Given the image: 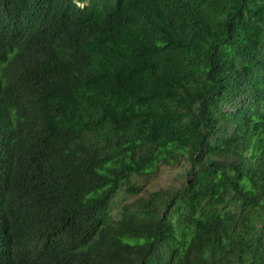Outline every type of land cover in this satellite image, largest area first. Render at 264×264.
I'll return each instance as SVG.
<instances>
[{"label":"trees","instance_id":"1","mask_svg":"<svg viewBox=\"0 0 264 264\" xmlns=\"http://www.w3.org/2000/svg\"><path fill=\"white\" fill-rule=\"evenodd\" d=\"M43 129L0 264H264V0H0V157Z\"/></svg>","mask_w":264,"mask_h":264},{"label":"clouds","instance_id":"2","mask_svg":"<svg viewBox=\"0 0 264 264\" xmlns=\"http://www.w3.org/2000/svg\"><path fill=\"white\" fill-rule=\"evenodd\" d=\"M6 89L7 87L2 96L6 92ZM56 136L55 134L47 136L46 131L43 129L30 137L16 134L11 141L2 146L0 157V213L2 210V199L8 192L17 188L20 189L16 203L14 204L18 207V200L21 197L38 188H43L39 180L40 170L42 168L50 169L46 163L47 161L59 160L57 158V147L54 145L53 140ZM47 143L51 144L49 151L43 148V145ZM15 158H18L26 166L27 172L25 175L21 174L15 166ZM14 211L17 215L18 209L14 207ZM36 220L38 226L42 228V233L50 231L55 225L53 217L42 218L38 216ZM7 237V235H4L2 239L7 240ZM39 239L42 246L46 249L40 251L32 240L25 238L20 243L21 254L19 256H23L24 261L35 258L37 264H56L58 253L63 248L61 234L55 244L45 243L42 236ZM44 251L47 254H43L42 252Z\"/></svg>","mask_w":264,"mask_h":264},{"label":"rangeland","instance_id":"3","mask_svg":"<svg viewBox=\"0 0 264 264\" xmlns=\"http://www.w3.org/2000/svg\"><path fill=\"white\" fill-rule=\"evenodd\" d=\"M180 170L181 169L174 167H162L159 173L151 175L145 180L146 185L149 188H158L160 186L167 185L174 180L175 173Z\"/></svg>","mask_w":264,"mask_h":264}]
</instances>
